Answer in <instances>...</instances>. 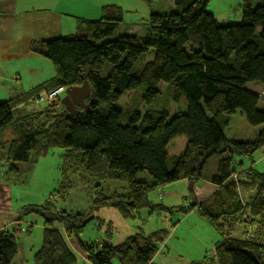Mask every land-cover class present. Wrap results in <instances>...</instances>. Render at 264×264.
<instances>
[{
    "label": "trees",
    "instance_id": "1",
    "mask_svg": "<svg viewBox=\"0 0 264 264\" xmlns=\"http://www.w3.org/2000/svg\"><path fill=\"white\" fill-rule=\"evenodd\" d=\"M143 1L150 5L154 0ZM171 1L169 14H150L145 36L108 40L123 20V10L109 5L102 7L96 20H78L74 34L31 44L29 52L50 61L54 76L0 101V163L6 169V182L27 183L33 157L62 150L58 190L41 204H27L20 210L22 217L43 221L34 264H75L65 239L80 240L82 223L94 211L112 207L123 218L133 219L141 209H162L148 194L183 179L188 180L190 191L202 181L217 187L206 201L182 212L195 208L222 237L213 258L190 264H264V173L253 167L238 171L234 161L235 156L264 153V129L250 141L224 135L237 110L249 125H264V0L256 4L240 0V24L219 23L206 11L210 0ZM84 82L91 93L75 117L65 112L59 100L39 110L29 103L41 92ZM159 83L168 85L172 101L185 99V111L170 120L164 110L151 107L162 95ZM248 83L261 86V93L247 90ZM140 85L146 87L142 98L146 108L142 113L124 111L120 97ZM8 128L13 137L2 140ZM178 136L186 139L183 152L169 156L166 148ZM70 139L74 144L67 147ZM218 155L223 156L214 172L204 174L206 162ZM141 172L151 180H137ZM84 179L93 183L89 211L74 213L64 207L58 211L74 184ZM237 224L245 228L260 224L263 232L256 228L252 236L246 231L243 238H232ZM16 231H0V264H11L17 253ZM165 235V230L136 233L117 246L104 241L98 249L84 242L81 248L90 264H151Z\"/></svg>",
    "mask_w": 264,
    "mask_h": 264
},
{
    "label": "rangeland",
    "instance_id": "2",
    "mask_svg": "<svg viewBox=\"0 0 264 264\" xmlns=\"http://www.w3.org/2000/svg\"><path fill=\"white\" fill-rule=\"evenodd\" d=\"M142 2L145 4L144 9L151 8L159 10L163 8L162 10L165 12L163 14H169L165 7L167 3L173 5L171 0H154V3H151L152 5L150 4L151 6L143 0ZM239 2L240 0H210L206 11L215 12V17L218 22L232 21V24H240L241 12ZM254 4H256V0H254ZM121 9L123 10L122 24L108 40H115L119 36L131 33H135L139 37L145 36L148 32V26L142 24L143 21H135L136 15L127 12L125 7ZM157 88L161 91L162 95L157 101L151 104V107L164 110L168 114V120L178 113L185 111L186 103L183 96L176 101H172L171 90L168 89L167 84L159 83ZM145 89L146 87L144 85H140L136 90L124 92L118 103L124 111L142 113L146 108L142 100ZM246 89L256 94L262 91L261 86L256 83H248ZM44 93L46 92H41L39 95L29 100L30 105L36 110L56 100H59L60 103L65 96V94H61L58 98L48 100ZM41 98L42 100H40ZM257 108L259 110L263 108V103L261 101L258 103ZM72 126L76 127V125ZM263 129L264 125L257 127L249 125L243 113L237 110L230 116L229 123L224 128V135L232 140L250 141ZM7 131L10 132L11 128ZM3 134L1 139L5 141L13 137L12 134H6L5 139ZM68 143H70L68 145L74 144L71 139ZM185 143L186 139L184 136L175 137L166 148L168 155H180L183 152ZM61 152V149H52L44 156L33 157L32 169L29 170L30 173L27 183L23 185H12L14 198L13 206L22 208L26 203L40 202L48 197L49 194L58 190V181L61 174L59 170ZM222 156L223 155H218L210 158L204 166V174L213 173L217 161L222 158ZM262 157H264V153L261 150L255 152L252 156L254 169L260 173H264V158ZM234 161L240 163V165H237L239 168H246L250 164L249 159L246 157L235 156ZM22 166L21 168H23ZM1 167L3 168V166ZM1 179H3V174ZM136 179L148 182L151 180L146 172L138 173ZM232 179L234 178L232 177ZM209 186H211V184L198 182L193 185L190 191L189 182L186 179L166 184L148 194V199L153 204H161L163 208H155L152 212L148 209H141L133 219L123 218L119 211L112 207L94 211V215H91L93 219L83 226L79 234L80 240H77L80 245L86 242L97 247L98 244L108 241L110 245L117 246L136 233L147 235L154 231L165 230L166 235L162 242L163 255H155L153 258L154 264H188L192 261H200L203 257L213 258L215 247L222 241V237L198 214L195 208L188 210L186 213L182 212L193 203L207 200L211 193ZM105 192L106 190L104 189V194ZM92 193L93 183L84 179L82 184H74V189L69 193L66 203L64 202L63 205H58L56 209L59 211L64 207L66 210L74 213H86L91 206L90 199L93 196ZM261 224L264 226V222ZM254 225L255 226L250 224L251 227L247 229L249 236L253 235V231L255 230L254 227H257V224ZM259 226L260 224L258 228L262 227ZM34 228V226H29L28 233H30L29 230ZM10 234H13V232ZM14 235L16 238V234ZM230 236L232 238H243V226L237 224ZM18 240L21 241L22 238L19 237ZM114 264H117V262L114 261Z\"/></svg>",
    "mask_w": 264,
    "mask_h": 264
},
{
    "label": "crops",
    "instance_id": "3",
    "mask_svg": "<svg viewBox=\"0 0 264 264\" xmlns=\"http://www.w3.org/2000/svg\"><path fill=\"white\" fill-rule=\"evenodd\" d=\"M109 5L125 7L127 12L136 15L135 21H143L142 24L147 26L151 13H165L163 8L159 10L144 9L145 4L142 0H0V101L24 94L48 81L47 79L54 75L50 61L29 52L31 44L74 34L78 20H96L100 18L102 7ZM165 7L168 12L172 11V5L169 3ZM209 13L215 17V12ZM8 129L4 131L5 133L3 132L4 134L2 133L5 139L6 134H12V129L10 132L7 131ZM68 141L66 146L71 147L72 145H68L70 144ZM248 159L250 164L246 168H254V161L252 158ZM237 164L240 165V163ZM0 166H3V163ZM30 169H32V164L28 170ZM242 169L245 168H239L238 171ZM5 171L6 169L2 168L1 177ZM1 177L0 231L11 233L18 230L15 232L17 253L11 264H34L33 258L42 243L43 221L36 216L22 217L20 215L21 207L13 206V186ZM202 182L211 184L208 181ZM209 188L211 196L217 187L211 184ZM237 193L240 198L244 197L240 190ZM44 199L25 205L41 204ZM202 202L204 201L196 202V204ZM29 226L35 227L29 230L30 233H28ZM253 226L255 225L253 224ZM250 227V225L246 228L243 226V233ZM256 228L262 230L261 227H254V229ZM19 237L22 238L21 241L18 240ZM65 240L68 248L76 257L75 264H90L76 238L66 237ZM101 245L102 243L98 244V249ZM155 255H163L162 243L158 244ZM151 264H154L153 260Z\"/></svg>",
    "mask_w": 264,
    "mask_h": 264
},
{
    "label": "water",
    "instance_id": "4",
    "mask_svg": "<svg viewBox=\"0 0 264 264\" xmlns=\"http://www.w3.org/2000/svg\"><path fill=\"white\" fill-rule=\"evenodd\" d=\"M229 21L228 23H231ZM91 90L87 82H84L79 87H72L65 90V96L60 101V104L64 107L65 112H67L70 117H75L77 113V108L86 107L85 100L90 95ZM93 219V216L86 218L82 225H86L90 220Z\"/></svg>",
    "mask_w": 264,
    "mask_h": 264
},
{
    "label": "built area",
    "instance_id": "5",
    "mask_svg": "<svg viewBox=\"0 0 264 264\" xmlns=\"http://www.w3.org/2000/svg\"><path fill=\"white\" fill-rule=\"evenodd\" d=\"M65 90H66L65 87H58L56 89H53L52 91L44 93V95L48 100H53L55 98H58L61 94H65ZM40 100H42V98Z\"/></svg>",
    "mask_w": 264,
    "mask_h": 264
}]
</instances>
